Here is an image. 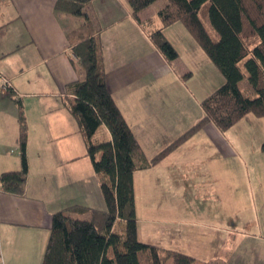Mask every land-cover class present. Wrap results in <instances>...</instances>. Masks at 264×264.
I'll list each match as a JSON object with an SVG mask.
<instances>
[{"label": "crops", "instance_id": "obj_1", "mask_svg": "<svg viewBox=\"0 0 264 264\" xmlns=\"http://www.w3.org/2000/svg\"><path fill=\"white\" fill-rule=\"evenodd\" d=\"M58 2L0 0V74L12 87L10 93L0 89V176L21 169L17 102L26 118L29 170L24 196L4 192L0 183V264H42L54 213L63 210L85 220L91 210H106L103 179L87 155L79 121L69 112L75 84L85 79L72 52L85 22L59 12ZM148 9L139 22L127 0H93L89 8L107 87L141 146L138 166L202 119L201 102L225 84L196 40L186 39L189 53L182 62L180 36L188 31L181 22L163 29L179 56L167 62L150 39V31L161 27L159 10L153 16ZM198 58L205 65L196 66ZM197 75L206 78L201 82ZM250 116L231 129L249 120L260 124ZM231 129L222 133L210 123L158 163L134 173L140 242L181 251L180 237L169 229L176 218L198 230L200 254L187 252L193 264H264V220L256 212L264 208V141L252 152L245 141L229 139ZM95 134V143L112 139L105 124ZM226 204L251 210L253 221L234 214L204 225L209 220L202 215Z\"/></svg>", "mask_w": 264, "mask_h": 264}, {"label": "trees", "instance_id": "obj_2", "mask_svg": "<svg viewBox=\"0 0 264 264\" xmlns=\"http://www.w3.org/2000/svg\"><path fill=\"white\" fill-rule=\"evenodd\" d=\"M156 1L159 0H127V3L140 22V13ZM92 2L59 0L56 8L85 22L77 30L82 37L72 49L85 79L75 84V98L69 103V112L79 121L88 146L87 155L103 179L100 189L106 210H91V217L85 220L73 218L63 210L54 213L42 264H167L170 260L173 264H193L195 258L189 254L139 241L133 175L139 168H149L161 161L210 123L226 133L249 114L264 118V0H167L159 10L161 27L150 31V39L166 61L171 63L179 56L163 29L181 22L222 73L225 84L201 102L202 119L150 162L139 166L136 158L142 156L140 143L107 87L102 46L94 35L90 17ZM206 20L218 40L205 28ZM241 67L257 93L254 98L241 92L240 82L245 77ZM17 104L21 169L4 172L0 183L4 192L24 196L29 173L28 137L23 105ZM103 124L112 139L95 143V133ZM261 149L264 151V143ZM120 219L125 223L117 233L114 227Z\"/></svg>", "mask_w": 264, "mask_h": 264}, {"label": "rangeland", "instance_id": "obj_3", "mask_svg": "<svg viewBox=\"0 0 264 264\" xmlns=\"http://www.w3.org/2000/svg\"><path fill=\"white\" fill-rule=\"evenodd\" d=\"M165 2H167V0H159V1L154 2V4L150 5L149 9H148L149 15L155 16L157 14L158 10L163 6V3H165ZM73 19H75L74 20L75 22H78L79 17H76ZM179 25H180L179 27H182V25L180 23H179ZM204 26H205V28H207L208 32L210 33V36L213 39L218 40V35L215 32V30L210 26V22L208 20L204 21ZM67 28H68L69 32L73 31V29H72L73 25L67 23ZM182 29H183V27H182ZM183 31H185V30H183ZM190 38L192 40H194V38L192 37L190 32H188V34L184 37L180 36L181 45H179V46H181V52H183L184 55L186 54L185 56H183V53H182V62L186 59L185 57H187V53H189L188 50L186 51L187 46H188V42L186 39L191 40ZM201 51H203V49ZM203 53H204L205 57H207V59H209L206 52L203 51ZM208 61H210V60H208ZM210 63L212 64L213 62L210 61ZM202 65H205L204 62L198 58L196 66H202ZM241 68H242L244 75H245L244 79L240 82L241 92L247 97L250 96V97L254 98L257 96V93L253 90L250 82H248V78H247L248 73L244 70V67H241ZM188 75H191V74H188ZM196 77L201 82L206 78L203 75L202 76L197 75ZM221 78H222V76H221ZM219 83H220V80H219ZM219 83H218V85H220ZM215 85L216 84L211 85V87H214ZM211 87H209L210 92H212L214 90ZM249 115H251L250 117L254 116L253 114H249ZM254 117H256V116H254ZM257 119L260 120V124H255L251 120H249V122L244 121V123H241V125H238L234 129H231V131L228 132L227 136L229 137V139H231L235 143L245 141L246 144L249 146V149L251 148V150L253 152V150H255L254 144L255 145L260 144L261 142L264 141V118H261V117L258 118L257 117ZM212 142H213V140H212ZM214 154L215 153L212 152V155H214ZM262 154H264V153H262ZM262 161H264V158L262 159ZM232 198L234 199V198H236V196H234ZM173 203L176 206H178V205L180 206V202L174 201ZM174 205H173V207H176ZM138 207L140 208V206H138ZM234 208H235L234 205H230V206H228L227 204L225 206L218 205V206H215L213 209H211L212 211L210 210L208 213H205L204 215H202L201 218L203 221H206L207 219L209 220L207 222L208 224H206V222H204V225H209V223H211L212 220H214L215 218L224 219L223 218L224 216L230 217L231 215H234V214H237L239 217H241V219L246 217L248 220L253 221L254 217H253V213L250 212L251 210L248 209V211H247L246 209L244 210V208L242 209V207H241V209L239 211V210H234ZM253 212L255 213V211H253ZM256 212H257L258 216H260V219L264 220V208H260ZM140 215H141V213H140ZM83 217L85 218V217H87V215H85ZM206 217H207V219H206ZM231 219L236 220V218H228L227 220L231 221ZM171 221L173 222V224L171 226H169V229L176 231L175 235L180 237V239L177 241V242H179L178 248L181 249L180 252L191 255L190 253H187V252L193 251L194 253L199 255L200 253H199V242H198V230L192 231L191 228H189L190 227L189 225H185V224L181 223V219L177 220L175 218L174 220H171ZM124 223L125 222L121 219L117 222L116 227H115V231L117 233L121 232L122 228L124 227ZM171 234H172V232H171ZM176 236H175V238L177 239ZM184 244H186V245H184ZM162 247H164V245H162ZM142 262H144L143 259H142ZM197 263H199V262H197ZM167 264H173V261L170 260L167 262Z\"/></svg>", "mask_w": 264, "mask_h": 264}, {"label": "built area", "instance_id": "obj_4", "mask_svg": "<svg viewBox=\"0 0 264 264\" xmlns=\"http://www.w3.org/2000/svg\"><path fill=\"white\" fill-rule=\"evenodd\" d=\"M0 89H2L3 91H7V92H10L12 91V87L10 85V83L4 78L1 76L0 74Z\"/></svg>", "mask_w": 264, "mask_h": 264}]
</instances>
